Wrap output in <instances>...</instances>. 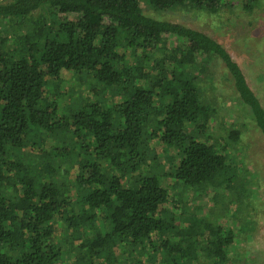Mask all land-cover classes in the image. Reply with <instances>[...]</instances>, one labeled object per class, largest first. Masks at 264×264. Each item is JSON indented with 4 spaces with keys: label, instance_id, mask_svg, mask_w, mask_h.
Segmentation results:
<instances>
[{
    "label": "trees",
    "instance_id": "obj_1",
    "mask_svg": "<svg viewBox=\"0 0 264 264\" xmlns=\"http://www.w3.org/2000/svg\"><path fill=\"white\" fill-rule=\"evenodd\" d=\"M257 1L0 0V264H241L216 218L242 230L258 183L236 153L241 129L212 128L211 68L263 139L264 107L220 43L142 4L215 14Z\"/></svg>",
    "mask_w": 264,
    "mask_h": 264
},
{
    "label": "rangeland",
    "instance_id": "obj_2",
    "mask_svg": "<svg viewBox=\"0 0 264 264\" xmlns=\"http://www.w3.org/2000/svg\"><path fill=\"white\" fill-rule=\"evenodd\" d=\"M142 9L145 14L153 18L194 28L220 43L232 59L240 65L249 86L264 107V0H258L257 5L249 12L242 11L235 5L223 8L215 14L192 10L156 12L145 4H142ZM74 16L75 14H69L67 17L73 18ZM211 69L214 80L210 83L211 86L204 83L203 88L205 97L217 108L212 128L216 130V134H224V127L241 129L236 153L239 152L238 156L242 157L254 170V174H251L250 177H255L258 183L257 186L251 184L254 211L246 216L245 227L242 230H238L239 227L235 226L230 215L216 218V224L224 230L232 229L236 234L228 251L230 260L239 259L241 264L244 261H249L251 264H264V139L250 120L242 117L238 112L239 105L234 99L232 88L222 78V69L219 66ZM68 86L73 87L74 91L72 95L68 94L65 97L64 103L71 102L73 98H70L77 94L75 81L69 80L66 76L61 83V89L64 90ZM154 144L158 157L168 166L165 158L166 153L159 144L156 142ZM162 183L168 186L169 181L164 177ZM171 193H174V197L176 196L174 191L171 190ZM196 194L192 191H185L181 195L180 202L188 205L189 211L194 210L198 216L213 218L209 213V210L214 208L212 202L206 197L196 196ZM175 202L177 206H180L179 202L176 200ZM86 234L88 233H83V235Z\"/></svg>",
    "mask_w": 264,
    "mask_h": 264
}]
</instances>
